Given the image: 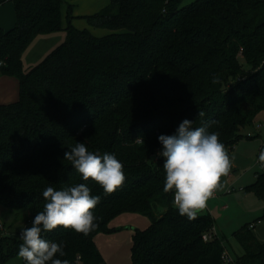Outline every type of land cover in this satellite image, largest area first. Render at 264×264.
<instances>
[{
	"label": "trees",
	"instance_id": "trees-1",
	"mask_svg": "<svg viewBox=\"0 0 264 264\" xmlns=\"http://www.w3.org/2000/svg\"><path fill=\"white\" fill-rule=\"evenodd\" d=\"M13 2L16 22L0 28V76L18 79L19 97L0 103V204L15 216L25 210L29 226L43 211L46 187L86 183L101 198L93 210L99 227L87 236L63 227L44 233L64 245L66 256L58 258L103 264L96 235L114 231L116 216L137 212L151 223L133 232L131 264H229L211 214L189 220L174 193L163 191L158 137L174 134L185 119L194 128L206 121L231 155L255 125L264 111V0H110L86 15L111 30L102 36L74 26L66 0ZM65 4L66 40L25 71V50L38 35L63 28ZM77 142L114 153L124 165L122 187L106 194L84 181L64 159ZM244 190L264 200V172ZM11 228L0 222V264L18 257L22 241ZM233 233L243 248L235 264H264V242L250 223Z\"/></svg>",
	"mask_w": 264,
	"mask_h": 264
},
{
	"label": "clouds",
	"instance_id": "clouds-1",
	"mask_svg": "<svg viewBox=\"0 0 264 264\" xmlns=\"http://www.w3.org/2000/svg\"><path fill=\"white\" fill-rule=\"evenodd\" d=\"M214 76L212 83H219ZM203 118L205 113L198 112ZM211 123H214L211 122ZM210 122L193 127V121L183 120L172 135L158 137L162 149L156 154L163 157L165 193L173 192V203L181 216L194 220L207 206V201L222 187L221 178L228 176L233 158L220 141L218 132H209ZM64 159L82 176L91 179L106 194L115 192L125 182L124 165L114 153L91 152L84 143L77 142L64 153ZM264 165V150L259 154ZM42 196L46 203L43 211L37 212L30 227L19 233L22 243L18 257L26 264H70L64 245L43 238V234L58 227L71 229L76 233L89 235L99 227L93 210L100 202V196H93L86 183H79L56 190L46 187Z\"/></svg>",
	"mask_w": 264,
	"mask_h": 264
},
{
	"label": "rangeland",
	"instance_id": "rangeland-1",
	"mask_svg": "<svg viewBox=\"0 0 264 264\" xmlns=\"http://www.w3.org/2000/svg\"><path fill=\"white\" fill-rule=\"evenodd\" d=\"M66 1L73 4L71 23L74 26L80 29L88 28L97 36L110 33L109 28L93 26L86 18V15L99 11L110 0ZM191 1L184 0V4ZM67 14L68 4H65L63 6V28L38 35L25 50L22 57L25 71L41 62L66 40L67 31L65 28L69 22ZM13 20L14 18L8 25L2 27L13 24ZM1 77L9 79L11 82L7 85L8 97L5 101L0 99V103L17 100L19 97L18 79L9 75ZM249 132L253 133L252 137L247 136ZM244 134L231 155L229 154L233 158V166L229 175L221 178L222 187L207 201V206L200 211L202 214L209 213L214 218L215 233L219 235L234 261L239 254L243 253V248L233 232L244 224L255 222L252 232L258 240L264 242V200L253 191L244 190L246 185L255 181L257 172H264V165L258 159L261 148L264 146V111L258 114L255 125L246 129ZM19 211V215L15 216L14 209L6 208L0 204V222L11 224L13 234L18 237L20 231L26 227L28 217L25 210ZM260 217L262 218L261 222H258L257 219ZM150 223L148 216L137 212H124L113 218L109 226L114 228V231L100 232L95 237L104 259L103 264H131L133 232L136 228H146ZM30 226L31 223L28 227ZM7 264L23 263L20 257H14ZM229 264H235V262L232 261Z\"/></svg>",
	"mask_w": 264,
	"mask_h": 264
},
{
	"label": "crops",
	"instance_id": "crops-1",
	"mask_svg": "<svg viewBox=\"0 0 264 264\" xmlns=\"http://www.w3.org/2000/svg\"><path fill=\"white\" fill-rule=\"evenodd\" d=\"M15 13V15H14ZM14 18L13 24L7 26V27H2L6 26L10 23V21ZM16 22V11H15V5L13 0H0V28L8 29L14 26ZM4 76V75H3ZM2 78V79H1ZM9 79H6L5 77L0 76V99L4 100L8 97L9 92L7 85L9 84ZM2 87V89H1ZM261 222V220H260ZM255 227V226H254Z\"/></svg>",
	"mask_w": 264,
	"mask_h": 264
},
{
	"label": "built area",
	"instance_id": "built-area-1",
	"mask_svg": "<svg viewBox=\"0 0 264 264\" xmlns=\"http://www.w3.org/2000/svg\"><path fill=\"white\" fill-rule=\"evenodd\" d=\"M2 64V62H0V65ZM248 136H253V133L252 132H249L248 134H247ZM262 150H264V146H262V148H261V151ZM216 194V192L214 193V195ZM258 222H260V220L258 221ZM255 226V222H252V223H250V227L251 228H253ZM203 237H204V239L206 240V239H208L209 237H211V233H208V232H206V233H204V235H203ZM223 258H224V260L226 261V262H235L232 258H231V256H230V254H229V252L226 250V252L224 253V255H223ZM78 259H81V256L80 255H78Z\"/></svg>",
	"mask_w": 264,
	"mask_h": 264
}]
</instances>
